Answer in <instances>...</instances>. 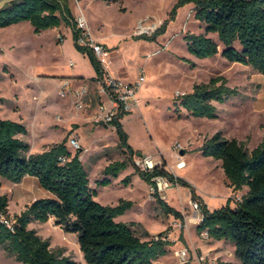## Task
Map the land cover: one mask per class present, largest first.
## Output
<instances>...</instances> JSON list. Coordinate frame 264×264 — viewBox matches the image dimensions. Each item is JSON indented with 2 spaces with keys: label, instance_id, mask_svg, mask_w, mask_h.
<instances>
[{
  "label": "rangeland",
  "instance_id": "rangeland-1",
  "mask_svg": "<svg viewBox=\"0 0 264 264\" xmlns=\"http://www.w3.org/2000/svg\"><path fill=\"white\" fill-rule=\"evenodd\" d=\"M179 1L71 0V4L76 17H86L91 35L106 46V52H110L102 58L107 68L119 70L128 80L138 78L141 71L147 75V81L139 91L140 106L125 121L129 142L141 153L137 156L147 153L156 156L166 169L189 180L202 198L205 195L211 199L214 194L220 197L224 191L229 197L242 198L249 187L234 190L222 161L204 156L199 147L218 131L228 138L245 141L249 150L262 141L264 74L250 65L229 61L222 52L200 58L189 51L185 36L205 32V24L195 17L193 2L178 5L175 17L156 39L137 36L153 34L170 17ZM141 24L147 28L143 33L140 32ZM57 30L49 28L38 33L27 24L17 29L0 28V46L16 43L14 48L7 46L5 51H0V117L27 125L28 134L21 137L30 142L32 152L47 149L65 138L68 143L70 136L77 133L84 147L81 155L91 185L98 190L96 199L106 205H116L121 198L135 199L137 206L118 220L138 219L139 232L145 227L170 231L169 241L177 245L175 256L169 254L156 264H164L167 259L180 264L175 252L182 247L190 252L185 264L198 262V246L217 261L242 264L233 243L202 237L197 230L199 223L190 220L194 214L190 188L174 182L171 188L160 193L164 200L183 213V219L164 210L151 192L150 184L135 172L136 155L135 162L117 180L109 185L97 184L104 176L105 166L112 160L126 158L127 153L118 146L117 131L110 124L97 122L94 118L102 102L96 88L86 96V106L79 109L75 97L61 96L58 83L47 74L55 70H72L93 81L91 76L96 73L89 55L76 46L73 29L63 22L58 36ZM210 35L220 42L216 33ZM220 48L222 50V44ZM218 75L226 76L229 85L240 91L227 101L217 103L218 117L191 116L185 108L178 105L179 109L176 108L179 94ZM128 174L132 175L131 183L126 185L122 179ZM0 182L1 193L10 197L13 216L20 213L34 196L42 198L48 193L35 176L14 182L0 175ZM176 220H181L183 226L175 227ZM30 227L50 239L53 250L70 255L79 264H89L81 251L78 234L56 225L54 218L45 222L33 221ZM0 264L23 263L0 245Z\"/></svg>",
  "mask_w": 264,
  "mask_h": 264
},
{
  "label": "trees",
  "instance_id": "trees-1",
  "mask_svg": "<svg viewBox=\"0 0 264 264\" xmlns=\"http://www.w3.org/2000/svg\"><path fill=\"white\" fill-rule=\"evenodd\" d=\"M186 2L194 3L195 17L205 24V32L185 36L190 52L200 58L222 52L229 61L250 65L264 74V0H180L153 34L137 36L156 39L175 17L177 6ZM21 21H30L38 33L65 22L73 29L76 46L92 61L96 70L92 79H100L106 73L94 49L80 43L83 30L77 25L71 0H10L0 8V27ZM210 33H216L220 42ZM239 93L237 87L229 85L226 76L218 75L179 94L175 104L177 109L178 106L185 108L188 115L216 118L219 116L217 103ZM124 116L125 113H120L111 125L115 126L118 146L125 150L127 157L110 161L103 170L104 176L97 180L98 185L111 184L113 178H118L135 162V155L141 154L129 142V133L122 122ZM22 134H28L25 123L0 117V175L14 182H21L27 175L35 176L52 196L36 198L13 216L10 197L1 193L0 182V245L6 252L23 264H79L70 255L53 250L51 240L30 227L33 221L45 222L51 218L64 230L78 234L81 251L89 264H154L169 252L171 241L156 240L147 230L140 233L136 221L117 220L134 206L132 199L121 198L116 205L102 204L96 199L98 190L91 185L82 152H73L66 138L47 149L32 152L30 142ZM199 150L204 156L222 161L234 190L249 187L241 199L229 197L223 206L210 209L189 180L164 166L152 171L136 166L135 172L150 185L154 183V176L166 175L190 188L192 198L201 203L203 212L197 230H207L211 238L233 243L242 264H264V137L249 150L245 141L228 138L218 131L206 138ZM131 177L128 174L122 181L129 185ZM154 194L167 213L184 218L158 192ZM217 264L232 262L221 260Z\"/></svg>",
  "mask_w": 264,
  "mask_h": 264
},
{
  "label": "built area",
  "instance_id": "built-area-1",
  "mask_svg": "<svg viewBox=\"0 0 264 264\" xmlns=\"http://www.w3.org/2000/svg\"><path fill=\"white\" fill-rule=\"evenodd\" d=\"M77 25L83 30L82 37L80 38V43L84 45H89L95 51V53L102 59L106 53V47L103 43L97 41L90 31L87 19L84 15H79L76 17ZM146 26L141 24L140 32L145 31ZM71 65L74 62L71 61ZM106 69V68H105ZM147 81V75L144 71L139 73V76L134 81H127L121 77H116L109 73L106 69V73L100 79H97V91L102 96V102L99 104L94 118L97 122L111 124L113 120L119 116L120 113L129 114L135 111L140 106L139 91L141 86ZM59 94L63 97L72 95L75 97L76 106L79 109H83L85 104V98L91 92V85L89 82H82L75 84L72 79H63L58 90ZM68 145L71 150L83 151L84 147L81 142V138L77 133H74L68 139ZM65 159V158H64ZM136 165L147 171H152L157 166H163L161 161L154 155H136ZM154 183L150 185L151 192L154 194L158 192L159 194L174 185V182L166 175H156L153 177ZM241 199L240 197L236 200ZM193 205L194 214L190 220H194L200 223L203 219V212L201 208V203L198 200L191 201ZM174 226L180 228L183 226L181 220H176ZM202 237L210 238L209 232L203 230L201 232ZM170 231H160L153 234V238L156 240L169 241ZM176 255L180 259V264H185L190 258V252L187 248H179L176 250ZM197 259L202 264H217V260L209 255V253H204L200 251L197 254Z\"/></svg>",
  "mask_w": 264,
  "mask_h": 264
},
{
  "label": "crops",
  "instance_id": "crops-1",
  "mask_svg": "<svg viewBox=\"0 0 264 264\" xmlns=\"http://www.w3.org/2000/svg\"><path fill=\"white\" fill-rule=\"evenodd\" d=\"M27 22H30V21H21V22H19V23H15V24H12V25H10V26H7V27H0V28H4V29H9V28H15V29H17V28H20V27H22V26H26V24L29 26V28H33L34 29V26L32 25V23L30 22V23H27ZM63 27V24L61 25V26H59V27H55V28H57L58 30H57V36L60 34V31H61V28ZM35 30V29H34ZM43 31H45V30H43ZM43 31H41V33L43 32ZM66 38V37H65ZM65 38H64V40H65ZM64 40H63V42H64ZM97 40V39H96ZM98 41V40H97ZM62 42V43H63ZM7 46H10V47H15L16 46V43H11V44H9V45H6V46H0L1 47V50L0 51H5V47H7ZM84 54H86V53H84ZM105 55H110V52L109 51H107L106 53H105ZM103 58V57H102ZM104 62V61H103ZM104 66H105V68L107 69V71H109V73L110 74H112V75H114V76H116V77H121V78H123V79H125V80H127V81H134V80H136V79H134V80H128L127 78H125L124 76H122L121 75V73H120V71L118 70L117 72L116 71H113V70H111V69H109V68H107V66L104 64ZM49 76H51V78L50 79H52V80H54V81H56L57 83H58V85H59V87H60V85H61V82H62V80L63 79H66V78H70V79H72L73 80V82L74 83H76V84H79V83H82V82H89L90 83V85H91V89L93 88V89H95V88H97V80L95 79V80H93V81H90L91 79H88L89 77L87 76V75H85V74H83V73H79V72H77V71H69V72H66V71H63V70H55V71H53V72H51V73H47ZM96 75V73L94 74V75H92L91 77H93V76H95ZM37 79L39 78V76L38 77H36ZM45 79H49V78H45ZM92 91V90H91ZM131 115H133V113H129V114H126L123 118H122V122H123V124H124V127H125V129H126V124H125V121H126V119L128 118V117H130ZM110 127L113 129V130H116V128H115V126H113V125H111L110 124ZM135 148H137V147H135ZM148 154H151V153H147L146 155H148ZM81 158H82V155H81ZM109 164V163H108ZM128 170V169H127ZM125 172V171H124ZM122 174V173H121ZM120 177V176H119ZM118 177V178H119ZM28 178H31V176L30 175H27L24 179H28ZM118 178H113V181L114 180H117ZM142 182H144L146 185H147V183L145 182V181H143L142 180ZM46 196L45 197H48V196H52V193L50 192V191H48V193L46 192V194H45ZM202 196H204L203 198H204V200H205V202L208 204V206H209V208L210 209H215V208H218V207H221V206H223L224 204H226L227 203V201H228V199H229V196L227 195V194H225V191L223 192V195H221L220 197L218 196V194L216 195V194H214L213 195V198H211V199H209V198H207L205 195H202ZM36 198H38L37 196H34V198H33V200H35ZM32 200V201H33ZM133 201H134V206L131 208V209H129L125 214H123V215H121L122 217L124 216V215H126V214H128V212L130 211V210H132V209H134L136 206H137V202H136V200L135 199H132ZM31 201V202H32ZM30 202V203H31ZM26 207V206H25ZM25 207H24V209H25ZM121 216H119L118 218H120ZM118 218H117V220H118ZM138 219H135V218H131V219H129V220H122V221H137ZM137 222H139V221H137ZM145 230H147V231H149L150 232V234L152 235V234H155V233H157V232H160V231H162L163 230V228H161V229H157V230H150V229H148V228H146L145 227ZM145 230H143V231H145ZM143 231L142 232H140V233H143ZM147 238V236H144V239H146ZM220 241H223V240H220ZM169 252L166 254V255H163V256H161L159 259H157L155 262H154V264H156L158 261H160L161 260V258L163 257H167V256H169V254H172V256H175V254H174V248H176L177 247V245L176 244H170L169 246ZM198 250L199 251H201L202 250V248L200 247V246H198ZM199 262V261H198ZM194 262L193 264H202L201 262ZM164 264H179V263H174V262H172L171 260H169V259H167L166 260V262H164Z\"/></svg>",
  "mask_w": 264,
  "mask_h": 264
},
{
  "label": "water",
  "instance_id": "water-1",
  "mask_svg": "<svg viewBox=\"0 0 264 264\" xmlns=\"http://www.w3.org/2000/svg\"><path fill=\"white\" fill-rule=\"evenodd\" d=\"M8 1L10 0H0V8L4 6ZM182 153H184V150H182Z\"/></svg>",
  "mask_w": 264,
  "mask_h": 264
}]
</instances>
